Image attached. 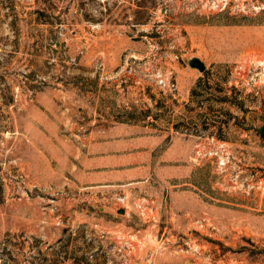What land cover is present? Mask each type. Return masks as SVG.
<instances>
[{
	"label": "rangeland",
	"instance_id": "rangeland-1",
	"mask_svg": "<svg viewBox=\"0 0 264 264\" xmlns=\"http://www.w3.org/2000/svg\"><path fill=\"white\" fill-rule=\"evenodd\" d=\"M263 124L264 0H0V264H264Z\"/></svg>",
	"mask_w": 264,
	"mask_h": 264
},
{
	"label": "built area",
	"instance_id": "built-area-1",
	"mask_svg": "<svg viewBox=\"0 0 264 264\" xmlns=\"http://www.w3.org/2000/svg\"><path fill=\"white\" fill-rule=\"evenodd\" d=\"M158 82L160 84H163V85L171 88V89H175V85L173 83H170V82L167 83V82H165V80L163 78H160ZM211 140H213V138H211ZM192 151H193V155L190 156V159H191L192 162L193 161H199V160L203 161L205 157H212V156H216L217 155L216 152H213L214 153L213 154L211 151H204V150L201 151L200 148H196V147ZM220 155H222V154H220ZM216 158H217V161H218L219 165H223L224 164V160H223L222 156L217 155ZM201 163H204V162H200L199 161V163H196V164L199 165ZM259 183L261 184L262 188L264 189V183H261V181ZM119 200L121 202H124L125 197H120Z\"/></svg>",
	"mask_w": 264,
	"mask_h": 264
},
{
	"label": "water",
	"instance_id": "water-1",
	"mask_svg": "<svg viewBox=\"0 0 264 264\" xmlns=\"http://www.w3.org/2000/svg\"><path fill=\"white\" fill-rule=\"evenodd\" d=\"M191 66L197 68L200 72L205 69L204 63L199 59H192ZM260 130L264 134V124L260 127Z\"/></svg>",
	"mask_w": 264,
	"mask_h": 264
},
{
	"label": "crops",
	"instance_id": "crops-1",
	"mask_svg": "<svg viewBox=\"0 0 264 264\" xmlns=\"http://www.w3.org/2000/svg\"><path fill=\"white\" fill-rule=\"evenodd\" d=\"M187 153H188V148L186 149V151H183V153H182V160H186L187 161ZM182 164L184 165V166H182ZM184 167H191L188 163H186V162H184V163H181V167H175V172H177L178 170H180L181 171V169H183ZM175 177H177V173H176V175H175ZM178 185V183H177V181L175 182V184H174V186H177Z\"/></svg>",
	"mask_w": 264,
	"mask_h": 264
}]
</instances>
